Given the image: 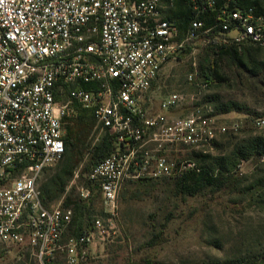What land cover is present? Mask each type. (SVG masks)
I'll return each mask as SVG.
<instances>
[{
  "label": "built area",
  "instance_id": "1",
  "mask_svg": "<svg viewBox=\"0 0 264 264\" xmlns=\"http://www.w3.org/2000/svg\"><path fill=\"white\" fill-rule=\"evenodd\" d=\"M174 0H0V243L21 264H85L91 248L118 232V199L129 182L177 180L200 172L191 158L207 155L220 136L235 131L187 103L182 93L152 92L164 68L186 46L210 33L194 21L181 39L165 18ZM213 2L210 0L209 5ZM224 32L240 46L264 47V18L225 8ZM193 74L190 75V80ZM92 83L95 89L65 86ZM77 106L94 110L100 134L114 151L84 173L79 197L100 194L108 219L97 217L80 236H69L75 210L61 200L48 209L40 180L66 154L67 126ZM264 127V118L256 120ZM81 179L77 170L75 176Z\"/></svg>",
  "mask_w": 264,
  "mask_h": 264
},
{
  "label": "rangeland",
  "instance_id": "2",
  "mask_svg": "<svg viewBox=\"0 0 264 264\" xmlns=\"http://www.w3.org/2000/svg\"><path fill=\"white\" fill-rule=\"evenodd\" d=\"M236 34H224L219 40L229 44ZM244 46L256 47V73L238 68L228 59H218L205 35L189 43L164 68L152 92L156 110L164 97L184 94L187 103L176 115L195 106L206 112L231 103L244 107L245 113L232 111L220 119L221 124L237 130L220 136L207 155L231 157L240 145L264 138V127L255 123L264 118V47ZM248 67L253 68L250 63ZM103 137L95 125L75 170H80L81 177ZM194 156L191 158L201 164ZM235 163L225 189H207L193 196L180 193L172 180L125 185L118 199L117 234L104 245L93 246L85 264H264V156ZM61 169L56 166L46 171L40 188ZM75 172L71 179L62 180L65 191L53 206L72 192L78 194L81 179L76 180ZM92 207L86 226L97 217L109 218L100 201ZM21 260L17 251H5L0 243V264H21ZM54 264L67 263L61 258Z\"/></svg>",
  "mask_w": 264,
  "mask_h": 264
},
{
  "label": "trees",
  "instance_id": "3",
  "mask_svg": "<svg viewBox=\"0 0 264 264\" xmlns=\"http://www.w3.org/2000/svg\"><path fill=\"white\" fill-rule=\"evenodd\" d=\"M174 0L172 7L168 8L164 16L169 20H173L179 26L180 38H185L196 20L201 21L204 25L203 30H210L207 35L211 41L212 49L218 59H228L233 65L238 68L256 73V63L253 60V52L257 51L256 47H245L235 43L223 44L219 39L224 34L221 26V14L225 8L229 10H240L248 12L254 11L256 17L264 18V0ZM248 63L252 64V69L248 67ZM218 64V63H216ZM214 69V67H212ZM219 79V78H218ZM83 88L86 90L95 89L92 83H81L75 86H65L66 93H70L73 88ZM77 115L73 118L67 126L66 154L63 161L58 165L62 166L61 172L51 177L44 185L41 186L42 202L48 209L54 208L53 202L57 200L65 191V185L62 183L63 179H71L75 170L80 165L86 149V142L94 129L96 122L94 118V110L77 106ZM236 111L245 113L243 106L237 103L224 104L216 108L214 115H227L228 113ZM227 135V134H226ZM114 139L106 134L102 142L94 148L90 162L87 164L83 173L88 172L95 165L108 157L115 149ZM255 156H264V138H254L243 145L237 147L231 157L225 156H194L201 164L200 172H190L181 179L175 181L176 187L180 193L193 196L199 194L207 189H225L230 181V174L233 167H236L235 161H248ZM163 180H145L139 182H129L127 184H151L152 182L166 181ZM84 178L81 177V183ZM126 184V185H127ZM101 200L100 194H97L91 202L82 200L79 195L72 192L66 197V204L72 205L75 210V217L72 226L68 230L69 236H80L86 226L88 217L96 201ZM211 264H233L232 261H214Z\"/></svg>",
  "mask_w": 264,
  "mask_h": 264
}]
</instances>
